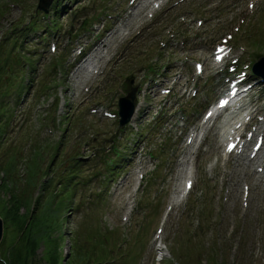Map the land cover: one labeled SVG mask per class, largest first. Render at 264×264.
Wrapping results in <instances>:
<instances>
[{"label": "rangeland", "instance_id": "1", "mask_svg": "<svg viewBox=\"0 0 264 264\" xmlns=\"http://www.w3.org/2000/svg\"><path fill=\"white\" fill-rule=\"evenodd\" d=\"M63 1L67 2L64 10H59L58 13L54 11L46 18L41 14L42 11H38V14L35 12L38 0H0V83L12 74L15 63L29 65L30 59L35 62L32 70V84L24 92L25 100L17 106L14 119L15 107L12 103L14 99L17 102L20 95L17 87L0 90V217L3 220V233L5 234L4 207L12 206L7 203L11 195L21 199L22 206L18 210V215L22 216L25 213L29 217L28 221L32 213H39L43 208L50 206V196L45 195L46 197L37 204L34 201L39 197L43 171L51 160L49 155L54 143L61 142V149L57 155L59 164V160L74 158L73 152L77 151V147L83 148V155L86 156L92 153L93 150L89 148L95 142L97 144L100 142L101 147H104L106 141L113 138L115 144L112 146V151L106 154V162L101 167L103 173L100 181L99 178L94 177V181L77 186L74 201L77 204L80 203L79 209L64 212L60 216L61 219L57 218L55 227L50 228L45 236L31 239L28 246L33 253L31 264H85L84 261L78 263L82 259L81 254L77 255V262H74L71 250L77 253L78 247L73 249L72 242L75 241L79 246L82 244L87 246L89 243L83 242L82 239L94 231L97 223V229L99 227L101 232L114 238L111 241H104V238H101L102 243L97 244L95 241L98 238L95 232L93 260L96 262L101 260L109 262L118 254V243L122 238L123 230L128 241L134 244L137 242V244L132 246V250L129 249L127 256L117 259L112 264H121V262L122 264H264V164L262 171H257L256 167L246 162L244 158L240 157L238 160L221 158V149L216 144L215 132L214 135L207 133L211 130L209 126L204 131L206 137L198 151L195 163L193 160L195 148L191 150L188 163L182 162L176 165L174 159L169 158L171 153L166 146L164 155L167 156L163 158L160 177L157 181L152 180L151 177L148 178L146 174L137 190L136 198L135 194L130 200L126 198L125 201L130 203L134 198L131 203L134 206L132 213L138 210L137 213L141 214L132 228L127 226L128 223H124V218L129 216V208H126V202H123L124 205L120 204V200H124V196L126 197L136 189L137 169L144 171L142 164L131 165L128 162V166L125 165L123 170L113 174L115 176L105 187L101 199L93 198L98 188L95 183L99 181L98 184L102 190L103 184L113 171L112 166L125 159L124 153L119 152V149L122 147L120 145L122 139L128 137L129 133H126V130L122 133L124 130L118 131L111 121L103 120L101 112L89 113V110L99 104L103 109L112 111L111 104L122 93V87L125 89L128 85L122 80L123 77L134 72V82H139L142 88L147 86V103L150 98L153 101L152 104L149 103V107L144 106V109L141 107L139 117L135 119L137 130L147 126V120L151 117L146 110H151L153 104L161 97H163V103L167 104L169 100H172L173 93L158 96L150 92L148 87H152L154 81L150 84L146 80L147 74L144 75L140 70H135L134 65L147 59L144 57V50L154 46L148 53L149 58L154 59L158 55V50L155 48L158 46L157 43L164 42L167 37L163 47L170 49V52L161 53L162 56L172 57L174 62L166 64L164 68L166 71L161 72V75L171 77L174 74L175 77L177 74L189 77L191 84L194 79L191 60L202 61L206 58L205 66H209L213 43L224 33L232 32L233 27L241 22L243 19L241 13L248 9L245 1L171 0L169 6L156 14L145 28L133 29L132 23L136 22L140 15L135 12L129 15L130 0H109L107 4L109 9L110 3L113 6L114 3H118L117 16L113 17L112 21L121 20L129 23L127 29L130 32L115 39L113 36L109 38L110 32H106L111 30L112 25H109L105 31L100 29L101 19L89 32L82 31L83 9L91 11L92 7H99L98 5L101 4L99 1L104 2V0ZM91 2H95L93 4L96 5L92 6ZM198 3H201V6ZM124 7L126 8L122 10ZM188 8H191L193 13H188L182 21L180 12ZM253 10H260L256 3ZM262 11L264 13V10ZM55 13L61 29L55 34L49 32V34H43L48 31L49 24L55 20L53 19ZM145 13L146 11H142L141 15ZM257 17H260V14ZM199 19L203 21L200 27L196 24V20ZM29 21L35 22V25L32 26ZM247 23L245 25L242 23L237 32V35H240L239 40L237 42L233 40L241 63L252 59L244 52V45L251 48L256 46L253 44L252 47L251 42L246 39L250 25ZM251 23L253 34L257 31L264 37V20L263 22L254 20ZM17 24H19L18 27H16ZM57 26L58 24H55L53 28ZM168 30L170 33H175L174 41L169 40ZM174 30H181V32L176 33ZM243 30L246 32L243 33ZM185 33L187 36H183ZM256 37H252L251 40ZM100 39L104 41L103 43L108 39L107 47L103 50L105 55L99 59L102 66L98 69V73H92L89 79L84 80L85 74L82 70L72 69L69 65L74 60L75 51L79 49V46L90 45L92 41ZM15 40L22 45V49L17 47L10 52V44H13ZM52 42L57 45L55 52L50 51ZM19 50H25L32 57L29 58L27 54ZM256 52L264 54V46L258 47ZM9 53H11L10 59ZM37 53L39 54L35 55ZM59 54L66 57L67 70L59 69L63 67L60 63L58 67H52L56 59L54 57ZM30 69L31 67L28 68L29 72ZM209 80L210 83H208ZM202 82L205 85L203 88L200 87ZM198 83L202 88L199 93L202 92V94L206 90L218 94L226 89L223 77L215 81L214 78L211 79L210 74H205ZM208 99L213 100V97ZM64 103L66 106H63ZM259 103L260 101L257 105ZM173 106L165 111L168 113L162 115L161 123L152 128L150 135L145 134L139 139L140 142H137L136 148L143 149V152L147 153L150 149L164 146L166 143L170 147L174 146L171 143L173 127L168 129L170 124L178 120L175 116L177 106ZM187 112L191 113L190 110ZM201 112H196L192 117H199ZM165 121H168L169 125H165ZM66 124L68 128L62 133ZM146 131L147 129H144L140 133H146ZM117 133L123 136L117 137ZM133 135L137 134L133 133ZM184 139L185 136L182 141ZM179 141L181 142V138ZM57 149L56 146L55 152ZM158 149L157 152H159ZM181 153L177 150L174 154ZM80 157L79 154L76 155L77 160ZM100 157L99 151L97 162L101 161ZM184 158H188V155L185 154ZM147 159L146 155L145 160ZM36 161L39 165L38 173L32 175L29 170ZM72 161L75 162V160ZM205 164H211L212 168L205 171ZM56 165L57 163L51 166L52 170L49 174L58 171L60 166L57 169ZM89 165L92 166V163H86L81 179L87 180L90 173ZM197 165L199 166L197 175L187 174L186 169L191 172ZM62 168H64L63 165ZM95 173L96 171L92 175ZM185 176L195 179L193 189L189 192L190 199L177 201L165 217L164 212L170 202V195L178 194ZM145 180L151 181L154 185L151 186L149 182L144 186ZM203 182L204 185L208 183L209 186L203 187ZM243 186H246L247 190ZM51 187L53 186L51 185L49 190ZM161 187H164L162 192H160ZM137 196L139 197L138 205ZM62 198L68 202L67 194ZM190 200L193 203H190ZM204 201L209 204L207 203L203 214L198 216L196 215L200 210L198 205ZM31 210H33L32 213ZM1 246L0 252L3 249L6 250L9 244L2 248ZM164 246L167 250L158 249ZM69 252L71 254L68 255ZM161 254L165 255L159 262L156 259Z\"/></svg>", "mask_w": 264, "mask_h": 264}, {"label": "trees", "instance_id": "2", "mask_svg": "<svg viewBox=\"0 0 264 264\" xmlns=\"http://www.w3.org/2000/svg\"><path fill=\"white\" fill-rule=\"evenodd\" d=\"M45 195L50 196V198L48 197L50 206L43 208L39 213L34 212L35 214L31 210L32 215L29 221V217L25 213L22 216L18 215V210L22 206L21 199L13 195L8 198L7 203L12 206H10L11 208L4 207L5 234L0 246L9 244V247L0 252V264H31L33 253L28 248L31 239L45 236L50 228L55 227L57 218H62L60 216L68 208V202L65 199L58 198L55 193L48 191V187L45 186L34 203H39L42 198L46 197ZM36 209L35 211H37ZM32 224L37 226L33 227ZM55 246L58 248L56 244Z\"/></svg>", "mask_w": 264, "mask_h": 264}, {"label": "bare ground", "instance_id": "3", "mask_svg": "<svg viewBox=\"0 0 264 264\" xmlns=\"http://www.w3.org/2000/svg\"><path fill=\"white\" fill-rule=\"evenodd\" d=\"M121 29V28H120ZM87 78V77H85ZM246 104V101H242L239 107H243ZM139 110V104L137 105V111ZM245 110V109H244ZM247 113H245L246 115ZM235 116V119H234ZM244 116L243 115H236L234 113H229L228 115L225 116L224 122L222 123V132L219 133V142L222 141L223 137H228L230 135V131L232 129V126L238 122L240 119H242Z\"/></svg>", "mask_w": 264, "mask_h": 264}, {"label": "water", "instance_id": "4", "mask_svg": "<svg viewBox=\"0 0 264 264\" xmlns=\"http://www.w3.org/2000/svg\"><path fill=\"white\" fill-rule=\"evenodd\" d=\"M2 235H3V221L0 217V241H1Z\"/></svg>", "mask_w": 264, "mask_h": 264}]
</instances>
